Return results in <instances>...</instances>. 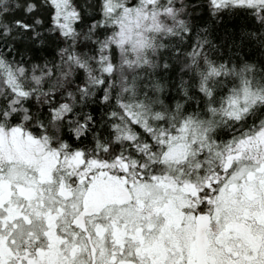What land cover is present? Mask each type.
Here are the masks:
<instances>
[{
	"label": "snow or ice",
	"instance_id": "6c2138e0",
	"mask_svg": "<svg viewBox=\"0 0 264 264\" xmlns=\"http://www.w3.org/2000/svg\"><path fill=\"white\" fill-rule=\"evenodd\" d=\"M0 264H264V0H0Z\"/></svg>",
	"mask_w": 264,
	"mask_h": 264
}]
</instances>
